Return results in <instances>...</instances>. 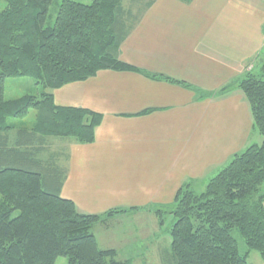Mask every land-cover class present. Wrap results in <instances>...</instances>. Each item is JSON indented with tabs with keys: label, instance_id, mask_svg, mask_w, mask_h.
<instances>
[{
	"label": "trees",
	"instance_id": "1",
	"mask_svg": "<svg viewBox=\"0 0 264 264\" xmlns=\"http://www.w3.org/2000/svg\"><path fill=\"white\" fill-rule=\"evenodd\" d=\"M52 1L0 0V264H54L59 257L67 264H128L117 259L115 250L100 249L93 234L95 226L121 211L80 214L60 196L66 171L59 163L66 155L55 144H91L101 116L57 107L52 92L103 70L183 83L118 59L121 43L155 0L143 6L129 0L126 10L124 0H91L89 5L63 0L54 23L45 26ZM18 77L32 78L40 95L4 100L5 80ZM236 86L262 143L235 154L202 193L179 191L169 208L174 222L161 264H248L234 230L248 251L264 260V64ZM31 110L36 111L31 127L13 131L7 121L22 119ZM14 211L18 215L12 218ZM165 213L163 208L154 211L157 217Z\"/></svg>",
	"mask_w": 264,
	"mask_h": 264
},
{
	"label": "crops",
	"instance_id": "2",
	"mask_svg": "<svg viewBox=\"0 0 264 264\" xmlns=\"http://www.w3.org/2000/svg\"><path fill=\"white\" fill-rule=\"evenodd\" d=\"M263 28L264 0H155L118 59L183 84L103 70L54 90L55 106L101 116L91 144L59 145L61 198L80 214H154L243 152L256 130L236 82L264 61Z\"/></svg>",
	"mask_w": 264,
	"mask_h": 264
},
{
	"label": "rangeland",
	"instance_id": "3",
	"mask_svg": "<svg viewBox=\"0 0 264 264\" xmlns=\"http://www.w3.org/2000/svg\"><path fill=\"white\" fill-rule=\"evenodd\" d=\"M62 1L63 0L52 1L48 8L45 26H51L54 23L58 5ZM73 1L83 5H89L91 3V0ZM139 1H142L143 6L148 0ZM129 5V0H124L121 2V6L125 10L128 9ZM254 62L255 65L252 73H257L260 66L264 64V61L259 62L255 59ZM40 93V87L36 86L34 80L30 77L8 78L4 82L3 95L4 100L6 101L15 100L25 95L38 97ZM35 115L36 111L31 110L24 118L19 120H8L7 123L13 127V131L16 128L21 127L30 128L34 123ZM252 140L253 142L248 144L247 148L252 145L260 146L262 143V137L257 131L254 132ZM64 141L66 142V140ZM59 145L60 143L57 142L54 146V149H57ZM228 163L226 165H228ZM217 173L218 172H216V174ZM216 174H214L212 177H214ZM211 178L205 180L204 182H198L194 185H190L187 187V189H185L193 191L195 194H200L204 191L208 181ZM169 208H163L166 213L160 217L152 214L153 210L150 213L142 214L138 217L135 214H130L129 216L122 218H113L111 216L106 220L105 225H97L93 228V234L98 247L100 249H107L109 247L114 248L118 254L117 259L121 261H128V264H161L160 255L164 250H169L170 237L168 232L174 222L172 215L168 214L171 211ZM17 215L18 212L14 211L12 213V218L16 217ZM161 218L163 220L162 227L159 226ZM232 236L236 240L239 252L241 254H245L247 252L248 264H264V260L261 258L258 252L254 250L248 251L243 239L239 236L237 231L234 230L232 232ZM54 264H67V259L59 257L55 260Z\"/></svg>",
	"mask_w": 264,
	"mask_h": 264
}]
</instances>
